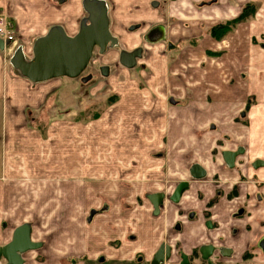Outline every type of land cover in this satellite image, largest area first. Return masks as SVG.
Listing matches in <instances>:
<instances>
[{
  "label": "crops",
  "instance_id": "obj_1",
  "mask_svg": "<svg viewBox=\"0 0 264 264\" xmlns=\"http://www.w3.org/2000/svg\"><path fill=\"white\" fill-rule=\"evenodd\" d=\"M83 1L0 0V9L16 21L30 22V30H36L38 39L55 25H61L69 35H75L76 32H69L67 23L77 21L81 25L88 17L87 12L86 16L81 17ZM103 1L107 7L111 33L117 39L116 45L120 42V34L113 19L115 11H111L110 6H134L135 11L140 13L146 4L156 10L168 6L169 17L182 15L231 19L239 17L244 2H248ZM155 1L158 2L156 7L152 5ZM256 2L264 7V0ZM145 12H142L144 14L139 23L130 27V31L143 30L149 43L166 40L168 30L164 24L165 15H157L155 23L144 30L142 23L146 24L149 20ZM260 14L261 10H258L254 17ZM231 32L225 37L226 41L231 39L227 54L221 48V52L206 51L203 61L208 63L201 62L199 67L202 71L187 74L189 78L183 79L188 81L190 87L187 89L190 95L186 105H181V98L175 99L173 96L169 98V103L163 105L166 107L153 104V100L146 103L148 99L141 100L138 95L125 96L117 101L124 108L119 118L125 126L116 129L117 136L123 140L129 139L130 145L134 144L132 148L137 151L135 156L138 159L135 162L139 169L135 175L139 183L133 185L136 200H130L134 189H118L117 194V189H110L107 185L102 195L94 193L96 197L93 191L90 195L106 199L121 192L123 201L119 205L105 203L100 207L94 206L91 201L92 206L88 211L87 208L83 209L82 188L74 189L75 204L66 207L64 213L59 212V223L52 229L54 231L36 228L30 218L23 219L13 227L11 239L16 227L29 223L31 239L39 243L36 249L22 254L23 264H152L154 255L164 243L172 249L170 259L164 264H181L183 255L188 257L189 264H199L202 260L214 264H264V164L255 165L259 159L264 161V124L258 122L260 117H264V111L250 107L246 110L243 105L244 101H258L257 95L264 94V45L254 42L253 38H258L257 31L236 30L229 35ZM139 37L143 38L141 34ZM210 37L216 44L225 43L224 39ZM260 37H264V32L260 33ZM173 45L169 41L168 47L173 49ZM137 49H141V55L137 57L136 64L133 67L122 64L124 67L136 68L138 60L144 56L146 59V55L140 44L121 48L119 60L123 51L133 52ZM166 53V49L161 50L163 62L155 64L156 70L152 69L153 75L149 76L148 81L151 85L159 86L164 94L173 90L174 81H180L179 73L176 74L178 68H172L173 75L170 74ZM216 58L220 61L216 62ZM213 61L216 62L214 67L211 66ZM106 66V76L109 77L112 72L110 66ZM234 67L246 70L240 80L233 83L238 87L235 93H227L229 80L226 77L217 81L209 78L211 68L223 71ZM55 79L32 82L19 71L16 74L7 73L0 59V139L3 149L0 175L15 178L20 173L19 170L14 172L15 166H24L26 172H32L33 176L35 169H38L40 172L36 173V178H51L49 142L41 132L37 135L24 119L29 107L30 110L35 108L43 95L46 98L51 93L48 82ZM198 83L197 89L191 88ZM136 100L141 102L136 103ZM243 119L248 120L247 124L242 122ZM26 132L29 134L26 135ZM59 138L61 142L62 137ZM45 143H48L46 147ZM215 148L218 152L213 153ZM163 150L167 152L163 153ZM175 150L179 151L178 155L168 161ZM226 151L237 152V155L227 159ZM45 155L48 159H45ZM40 156H43L42 161ZM79 162H82L80 158L72 157L68 166L66 157L62 158L63 171L68 168L70 171L63 173L67 181L81 179L82 165ZM195 164L207 170L205 178L190 177L191 167ZM1 178L3 176H0V181ZM167 179L172 184L162 185L161 181ZM182 181L188 182L189 186L175 201L172 199L173 189ZM155 193H164L158 208L150 198ZM239 207H245L246 212L235 217L234 213ZM77 208L84 211L76 213Z\"/></svg>",
  "mask_w": 264,
  "mask_h": 264
},
{
  "label": "rangeland",
  "instance_id": "obj_2",
  "mask_svg": "<svg viewBox=\"0 0 264 264\" xmlns=\"http://www.w3.org/2000/svg\"><path fill=\"white\" fill-rule=\"evenodd\" d=\"M232 3L236 4V0H232ZM250 3L254 4L255 13L249 15L241 23L236 24L231 30L233 32L230 31L229 35H232L236 30L249 31L250 33L257 31L258 38H253V40L259 45H264V37H260V33L264 32V7L256 0H248V2H244L243 9ZM167 7L162 6L159 10H156V8L152 9L147 4L142 7L145 9L142 12L146 11L145 13L149 17L148 23H142L144 30L149 29L158 16L162 17L165 15L164 17H166L164 19V24L168 30L166 40L159 43H149L145 39L143 30L130 31V27L138 24L144 13L135 11L136 7L134 6H123L120 4L118 6H110L111 11L114 10L116 15L113 19L118 25L116 30L120 34L119 44L108 48L104 53H101L99 48H96L87 69L80 77L75 78V80H67L72 79L69 77H58L55 80H51L48 82L51 93L46 95V98L43 95L42 101L35 108H31V110L30 107L28 108L25 113L26 117L24 116V122L26 121V124L28 123L30 127L35 129L37 135L39 132L44 134L45 140L49 142L51 178H36V173L40 171L38 169L33 170L35 174L33 176L31 175L32 172L30 174L26 172L27 170L24 166L18 168L15 166L14 172L18 170L20 172L15 178H11V175H0L3 176L0 181V247L11 240L13 227L23 219L30 218V222L43 231L55 229L59 223V212L62 211L64 213L66 207L75 204L74 189L82 188L83 209L87 208L88 211L89 207L92 206L91 201L97 207L105 203L119 205L123 198L121 197V192L117 195L119 193L118 189L120 191L127 188L134 189L131 192L130 200H136L137 196L133 185L139 183V179L135 175L139 169L135 162L138 159L135 156L137 151L132 148L134 144L130 145L129 139L125 138L123 140L117 136L116 129L124 126L122 119L119 118L121 110H124V108L117 101L125 96L129 98L130 96L138 95L141 100L147 98L146 103H151L153 100V104L159 103L160 106L166 107L163 105L169 103V98L173 96L175 99L181 98V105H186V99L190 95V90L188 91L187 89H190V87L188 86V81H183V79L189 78L187 74L193 75V73L197 74L198 70L202 71L199 65L204 62L206 51L221 52L219 49L221 48L226 50L227 54V49L231 45L229 42L231 39L226 41L227 35L225 36L226 38H223L225 43L216 44L213 42L209 30L216 25L229 23L235 18L204 19L202 17H183L182 15L169 17ZM258 10H261V14L258 17H254ZM0 12L11 23L10 30L15 31L17 34V45L13 48L12 54L9 56L5 50H0V59L7 73L16 74L18 70L11 63L12 55L20 48L27 59L32 58V48L38 33L36 30H30V22L21 23L22 21L18 20L17 22L15 18L3 10L0 9ZM84 16H86L85 9H83L81 17ZM67 24L70 33L73 34L79 31V22L71 21ZM122 26L124 28H121ZM139 34L143 36L142 39ZM169 41L174 43L173 49L168 47ZM138 44L145 49L144 55H146V59L145 56L144 58L142 57L141 62L138 60L136 68L128 69L119 60L121 48H132ZM147 46L149 49H146L148 48ZM164 49H166V56L169 59L170 74L173 75V70L171 69L176 67L178 68L176 74L179 73L178 76L180 77L179 82L174 81V88L168 94L160 91L159 86L151 85L148 82L149 76L153 75L152 71L156 70L155 64L163 62L161 50ZM215 61L220 60L216 58ZM215 61L212 62V67H214ZM207 63L208 61L204 62V64ZM106 65L110 66V73L112 72L109 77L106 76ZM245 71V69L241 70L239 67L223 71L220 68H211V77L209 76V78L212 81H217L226 77L230 82L227 83L229 85L227 93H235L238 91V87L234 86L233 83L237 80L239 81ZM196 78L199 79L197 76ZM199 84H195L191 88L197 89L196 87ZM244 94H246V91ZM211 95L214 94L211 93ZM257 96L258 101L256 99L248 102L244 101L243 105H245L244 108L246 110L250 107L264 111V94ZM250 98L255 97L250 96ZM137 101L140 100H136V103H138ZM115 119L116 122L114 121ZM243 120L242 122L247 124L248 120ZM258 120L260 124H264V117H260ZM25 134L27 135L29 132ZM59 136L62 137L61 142ZM1 142L0 139V174H2L3 160L1 158L3 152ZM46 145L48 143H45V147ZM162 152L166 153L167 151L163 150ZM215 152H218V149L215 148L213 153ZM177 153L179 151L175 150L167 160L170 161V159L178 155ZM63 157H66L68 166L70 158H80L82 161L79 162L82 165L81 179L78 178L77 181L75 179L66 180L63 173H70V171L68 167L67 171H65L66 169L63 171V167H61ZM40 158L42 161L43 156H40ZM45 159H48L47 155H45ZM185 168H188V166ZM77 169L79 171V168ZM169 181L168 179L167 181L162 180L161 184L171 185L172 183ZM107 185L110 186V189H117L115 196L98 199L90 195L92 191L93 195H95L94 193L102 195L101 193L107 190ZM97 194L95 195L96 197ZM77 195L80 196V194ZM78 201H80V198ZM82 211L84 210L78 208L75 210L76 213ZM75 212L73 211L72 213ZM80 216L81 214L78 215V217ZM3 263L4 259L2 258L0 259V264Z\"/></svg>",
  "mask_w": 264,
  "mask_h": 264
},
{
  "label": "water",
  "instance_id": "obj_3",
  "mask_svg": "<svg viewBox=\"0 0 264 264\" xmlns=\"http://www.w3.org/2000/svg\"><path fill=\"white\" fill-rule=\"evenodd\" d=\"M83 6L88 17L81 22L80 29L75 35H69L63 26L55 25L47 34L36 39L32 48V58L27 59L22 49L18 48L11 57L12 65L32 82H42L58 77H80L87 69L96 48L104 53L108 47L117 44V39L110 30L105 2L84 0ZM154 6H157V3H154ZM10 42L0 37V50H4ZM140 55L141 49L133 52L123 51L120 62L127 67H133ZM225 155L228 159L237 155V152L227 151ZM260 162L262 161L259 160L258 163ZM192 175L201 178L206 175V171L202 166L195 164L192 167ZM186 186V182H181L172 199L178 200ZM150 198L158 208L164 193H155ZM38 246L39 243L31 239V225L27 222L23 223L15 228L12 239L0 247V259H4L3 264H23L22 254ZM171 254V246L162 244L154 255L152 264H164L170 259ZM181 264H189L186 255H183Z\"/></svg>",
  "mask_w": 264,
  "mask_h": 264
},
{
  "label": "trees",
  "instance_id": "obj_4",
  "mask_svg": "<svg viewBox=\"0 0 264 264\" xmlns=\"http://www.w3.org/2000/svg\"><path fill=\"white\" fill-rule=\"evenodd\" d=\"M255 6L254 4H251L250 5H246L243 9V12L241 13V15L235 19H233L231 22L229 23H224V24H219V25H216L214 27H212L210 30H209V34L218 39V40H221L223 39L231 30L232 28L242 22L243 20H245L249 15H253L255 13Z\"/></svg>",
  "mask_w": 264,
  "mask_h": 264
},
{
  "label": "built area",
  "instance_id": "obj_5",
  "mask_svg": "<svg viewBox=\"0 0 264 264\" xmlns=\"http://www.w3.org/2000/svg\"><path fill=\"white\" fill-rule=\"evenodd\" d=\"M10 29L11 23L7 20V17L4 16L2 12H0V37L4 41L10 40V43L12 44L14 41H17V34L15 33V31H11ZM13 48L11 47V45L6 46L5 51L8 53L9 56L12 54Z\"/></svg>",
  "mask_w": 264,
  "mask_h": 264
},
{
  "label": "flooded vegetation",
  "instance_id": "obj_6",
  "mask_svg": "<svg viewBox=\"0 0 264 264\" xmlns=\"http://www.w3.org/2000/svg\"><path fill=\"white\" fill-rule=\"evenodd\" d=\"M154 3H157V6H158V2L157 1H155V2H153V6H154ZM156 7V6H155ZM227 152V151H226ZM262 161V162H260V163H258V161ZM259 160H257L256 161V163H258V164H256L255 163V165H260V164H264V161L262 160V159H259ZM228 161V160H227ZM229 162V161H228ZM194 166V165H193ZM192 166V167H193ZM192 167H191V170H190V177L192 178V179H203V178H205L206 177V175H207V170L205 169V171H206V175L204 176V177H201V178H197V177H195V176H193L192 175ZM182 182H186V181H182ZM181 183V182H180ZM179 183V184H180ZM187 183V186L183 189V191L181 192V194H180V197L182 196V193L188 188V186H189V184H188V182H186ZM178 184V185H179ZM178 185L173 189V193H172V196L174 195V192L176 191V189H177V187H178ZM232 192L234 193V191L232 190ZM180 197H179V199H180ZM177 201V200H176ZM246 212V208L245 207H239L237 210H236V212L234 213V216L235 217H238V216H240V215H242V214H244ZM195 255V254H194ZM199 264H214V263H211V262H209V263H207V262H205L204 260H202Z\"/></svg>",
  "mask_w": 264,
  "mask_h": 264
},
{
  "label": "bare ground",
  "instance_id": "obj_7",
  "mask_svg": "<svg viewBox=\"0 0 264 264\" xmlns=\"http://www.w3.org/2000/svg\"><path fill=\"white\" fill-rule=\"evenodd\" d=\"M17 45V41H14L12 44H11V47H15Z\"/></svg>",
  "mask_w": 264,
  "mask_h": 264
}]
</instances>
